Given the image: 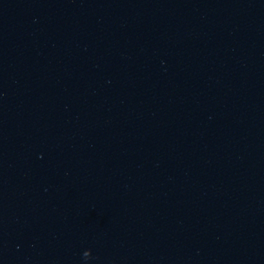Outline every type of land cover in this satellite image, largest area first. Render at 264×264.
Returning a JSON list of instances; mask_svg holds the SVG:
<instances>
[{
	"label": "water",
	"instance_id": "95a60500",
	"mask_svg": "<svg viewBox=\"0 0 264 264\" xmlns=\"http://www.w3.org/2000/svg\"><path fill=\"white\" fill-rule=\"evenodd\" d=\"M0 264H264V0H0Z\"/></svg>",
	"mask_w": 264,
	"mask_h": 264
}]
</instances>
